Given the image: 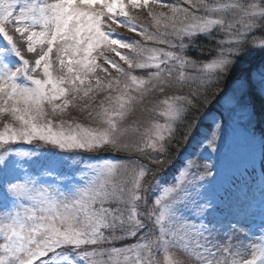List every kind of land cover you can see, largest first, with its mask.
Listing matches in <instances>:
<instances>
[{"label": "snow or ice", "instance_id": "1", "mask_svg": "<svg viewBox=\"0 0 264 264\" xmlns=\"http://www.w3.org/2000/svg\"><path fill=\"white\" fill-rule=\"evenodd\" d=\"M258 30L264 0H0V264H264V166L220 194L192 158L220 122L171 183L147 179L204 105L264 108V58L244 66ZM106 149L125 157L84 156Z\"/></svg>", "mask_w": 264, "mask_h": 264}, {"label": "rangeland", "instance_id": "2", "mask_svg": "<svg viewBox=\"0 0 264 264\" xmlns=\"http://www.w3.org/2000/svg\"><path fill=\"white\" fill-rule=\"evenodd\" d=\"M150 7L154 11H165L167 12V9L161 8L157 5L150 4ZM132 15L139 17V19L143 23H150V18L147 15V9L141 8L139 10H132ZM114 28H116V31L122 36L127 37L130 39H139L138 36H136L133 33L128 32L124 27H117L116 25H113ZM109 55H113L111 53H108ZM26 59H33L32 54H26ZM13 60L15 58H12ZM118 59V58H117ZM34 62V60H33ZM245 115H247L248 119L243 116L241 112L237 110V112H223V119L221 120L218 115H211L208 116L206 122L202 125L203 127H206L208 124H211L212 128H214V121H218L222 124L221 129L219 130V139L216 141L218 145V150L213 152L210 148H200L199 149V155L193 156L192 158L196 160V162L201 165V170L203 164L207 163L212 166V171L214 173L213 178H208V180L205 181V184L210 192H217L222 194L224 189L229 187L231 182L233 181V178L237 177H248L247 173H245V168L250 165H255L258 167L260 165L261 160H259V156H261L262 148L260 144L255 139V136L252 134V132L249 130V127H251V117L249 116V112L242 110ZM70 115L73 117H76L79 122L84 123L85 125L89 124L90 122L86 119L85 114L77 111V110H70ZM4 120L7 119V117L3 118ZM248 122V124H247ZM0 126H2V121H0ZM211 130L207 132V134L202 135V139H204L205 136L209 137L211 136ZM204 143L206 144L207 141L205 140ZM196 145L192 146V149L188 150L187 156L191 153H193L196 150ZM22 147L28 148L30 146L23 145ZM112 149H106L100 153H91V154H84L85 158H95V157H103V158H109V159H115L113 157L115 156H107L103 152L111 151ZM42 152H46L45 149H41ZM112 152V151H111ZM118 153V152H115ZM120 154V153H118ZM186 159V158H185ZM177 174V173H176ZM175 174V175H176ZM174 175V176H175ZM153 176H155L156 181L161 182L160 186L162 187L165 183H171L173 177L170 179L165 178L164 170L158 171L157 169L154 171V173L149 174V180H152ZM255 177V176H254ZM147 178V179H148ZM257 178V177H255ZM258 179V178H257ZM2 196H0V201H2ZM3 207V204L0 203V208ZM255 215L250 217V222L254 226V231H257L260 226L261 217H260V210L259 206L254 209ZM229 213V207L227 202L218 201L217 206V216L218 217H224L227 216ZM132 241L128 242L131 243ZM120 246V245H118Z\"/></svg>", "mask_w": 264, "mask_h": 264}, {"label": "trees", "instance_id": "3", "mask_svg": "<svg viewBox=\"0 0 264 264\" xmlns=\"http://www.w3.org/2000/svg\"><path fill=\"white\" fill-rule=\"evenodd\" d=\"M261 34H264V30H258L256 33H254V35H257V36ZM201 43H207V42L199 41V40L197 41L198 45ZM188 55L192 57H199L201 59L203 58V56H201V54L196 49H192L191 51H189ZM262 58H264V47H260V46L253 47L250 45L248 54L245 58L246 63L244 66L245 67L248 66L247 62L258 63ZM226 86H227V83L224 80H221L219 87L221 89H224L226 88ZM216 90H217L216 88L209 89L210 92H214ZM254 103H255V114L249 115L251 117V127H249V130L255 136V139L257 140V142L260 144L262 148L261 156H259V160H261V162L258 167H256L255 165H250L246 167L244 172L247 173V175L251 174L259 178L261 175L262 166H264V108H262V105L259 100H256ZM238 111L241 112L243 116L248 119L247 115H245L242 110H238ZM221 112H223V109L221 108L219 103L214 102V103L204 105L201 108L200 112L196 114L198 126L196 128L195 137L192 140H190L187 144H185L182 141L181 136L178 134L176 139L171 144V148H170L168 156L164 158L165 163L159 166L158 168H156L157 172L164 170L166 179L168 178L170 179L171 177H173L177 173V170L181 167V164L185 161L188 150L192 149V146H194L195 144H198L199 141H201L202 135L207 134V132L211 130L212 128L211 124H208L206 127L202 126L206 122L208 116L215 114V115H218V117H220ZM111 151H107L103 153H105L107 156L109 155L115 156L113 157L115 159H122L125 157L124 153L118 154L119 152L115 153V151L113 150ZM132 159H135V157L133 156ZM151 179H152V176H151ZM234 179L235 178H233V180ZM128 242L130 241L119 242L117 246L120 245V243H128Z\"/></svg>", "mask_w": 264, "mask_h": 264}]
</instances>
